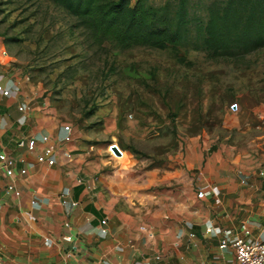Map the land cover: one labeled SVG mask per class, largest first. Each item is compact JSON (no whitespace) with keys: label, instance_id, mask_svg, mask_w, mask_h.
I'll use <instances>...</instances> for the list:
<instances>
[{"label":"crops","instance_id":"crops-1","mask_svg":"<svg viewBox=\"0 0 264 264\" xmlns=\"http://www.w3.org/2000/svg\"><path fill=\"white\" fill-rule=\"evenodd\" d=\"M2 49L0 40V84L10 90L0 94V151L15 161L10 175L0 171V264H233L230 247H218L221 229L245 225L264 241V134L238 146L159 124L147 150L74 139L71 128L60 141L64 122L32 100ZM231 114L222 126L259 127ZM41 133L57 139L50 164L36 160ZM29 136L32 149L15 145Z\"/></svg>","mask_w":264,"mask_h":264},{"label":"rangeland","instance_id":"rangeland-1","mask_svg":"<svg viewBox=\"0 0 264 264\" xmlns=\"http://www.w3.org/2000/svg\"><path fill=\"white\" fill-rule=\"evenodd\" d=\"M210 1L187 0L185 44L154 47L93 41L50 0H0L1 54L19 69L32 100L67 123L74 139L147 150L152 127L160 124L229 135L243 146L264 134V45L204 47L200 31ZM232 112L238 126L253 118L259 127L222 126Z\"/></svg>","mask_w":264,"mask_h":264},{"label":"trees","instance_id":"trees-1","mask_svg":"<svg viewBox=\"0 0 264 264\" xmlns=\"http://www.w3.org/2000/svg\"><path fill=\"white\" fill-rule=\"evenodd\" d=\"M50 1L73 16L96 42L164 47L188 40L187 0H165L160 5L143 0ZM200 34L203 46L211 49L264 45V0L210 1Z\"/></svg>","mask_w":264,"mask_h":264},{"label":"built area","instance_id":"built-area-1","mask_svg":"<svg viewBox=\"0 0 264 264\" xmlns=\"http://www.w3.org/2000/svg\"><path fill=\"white\" fill-rule=\"evenodd\" d=\"M0 94L9 95L10 90L4 88L0 84ZM28 108L27 104L22 103L17 106L18 110L24 111ZM64 134L60 137V141H67L70 137V126L67 123L61 125ZM38 140L43 144L39 153L36 154V160L39 162H46L48 164L52 163V152L54 148V143L57 142V139L50 138L48 134L41 133L38 135ZM37 138L35 136L29 137H19L15 140L16 146H25L28 149H32L36 144ZM64 155H67L66 152H63ZM15 158L11 154H7L3 151H0V171L4 172L5 175H10L12 172V167L14 164ZM25 169L21 168L20 172H24ZM203 193L201 190L196 191V195L199 197ZM74 201H70L69 205L73 206ZM67 213V211L65 212ZM104 219L100 220V223H103ZM63 225L67 226V221H63ZM217 225H207L204 227L205 231L217 230ZM100 231L103 232L104 228H100ZM221 235L218 241L219 248L230 247L233 253V264H264V241L251 237L249 235V229L245 226H241V233H231L228 229H221ZM62 239L69 240L70 235H62Z\"/></svg>","mask_w":264,"mask_h":264}]
</instances>
